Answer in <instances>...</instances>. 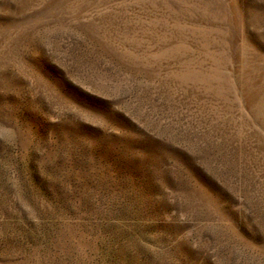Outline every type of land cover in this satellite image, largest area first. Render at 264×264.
Wrapping results in <instances>:
<instances>
[{"label": "rangeland", "instance_id": "obj_1", "mask_svg": "<svg viewBox=\"0 0 264 264\" xmlns=\"http://www.w3.org/2000/svg\"><path fill=\"white\" fill-rule=\"evenodd\" d=\"M0 264H264V0H0Z\"/></svg>", "mask_w": 264, "mask_h": 264}]
</instances>
